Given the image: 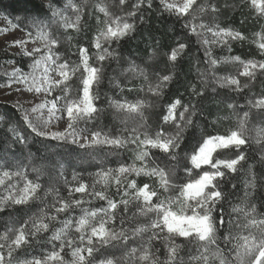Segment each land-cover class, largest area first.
Wrapping results in <instances>:
<instances>
[{
  "label": "snow or ice",
  "instance_id": "snow-or-ice-1",
  "mask_svg": "<svg viewBox=\"0 0 264 264\" xmlns=\"http://www.w3.org/2000/svg\"><path fill=\"white\" fill-rule=\"evenodd\" d=\"M241 5L258 23L264 21V0H63L62 5L48 0V15L12 25L26 33L12 46L28 58V70H6L0 87L22 85L15 90L31 93L33 101L29 108L16 105L23 129L0 116L10 133L8 141L0 142V213L9 216L0 229V264H264V211L250 199L264 188V23L251 39L218 23L225 10ZM153 9L175 17L204 49L207 67L197 69L200 87L189 83L187 101L177 96L161 103L176 82L175 68L187 43L178 42L162 54L169 71L149 63L159 55L155 48L143 66L128 61L124 67L114 47L132 37ZM90 19L96 21L92 52L80 43L82 33L87 39ZM232 42L251 43L260 58L213 55L210 45L231 52ZM112 62L116 67L111 70L119 71L127 84L114 76L109 83L120 93H138L134 100L107 99V108L123 125L115 134L88 127L106 112L98 104L99 85ZM221 64L238 68L220 75ZM135 80L139 86L129 87ZM209 83L216 97L221 96L217 88L227 89L245 102L220 100L229 114L211 123L234 119L235 126L223 134L201 130L197 137ZM257 85L259 92L254 91ZM157 105L161 110L153 129L150 119ZM61 122L63 130H51ZM35 139L108 149V155L130 151L132 162L101 165L88 174L91 183L75 170L69 180L64 162H35L28 148ZM249 161L262 171L258 174ZM241 172L244 196L234 203L236 193L226 186L236 189ZM139 177L146 180L138 184ZM95 200L104 203L88 207Z\"/></svg>",
  "mask_w": 264,
  "mask_h": 264
},
{
  "label": "trees",
  "instance_id": "trees-1",
  "mask_svg": "<svg viewBox=\"0 0 264 264\" xmlns=\"http://www.w3.org/2000/svg\"><path fill=\"white\" fill-rule=\"evenodd\" d=\"M56 3L62 5L63 0H55ZM158 3V0H156ZM239 3V0H236ZM48 0H0V22L8 23L10 26L13 24L21 23L25 18L31 17H44L48 15V9L46 5ZM87 19V17H86ZM206 22L209 18H205ZM218 23L221 27H230L240 32H243L246 36L251 39V34L255 31H259L260 24L264 21L257 22V19L253 18L252 12L245 5H241L232 10H225L223 14L219 17ZM96 27L95 19L88 20V28L86 30L87 39H85V33L81 34L80 43L84 46L89 47L90 52L95 51L90 47V39L94 34ZM17 30L21 31L19 28ZM22 33L26 34L24 31ZM75 36V33H72ZM75 42V41H74ZM178 42H184L188 44V48L181 55L178 60L177 66L175 68L176 82L171 85L170 90L161 103H164L168 99L175 98L177 96L181 97L183 100L187 101L190 97V92L188 91L189 83H196L199 88L198 77L199 73L197 69H204L207 67L203 63L204 49L201 44L197 41L195 36H190L187 30L184 29L180 21H177L175 17H170L167 13H161L153 9L147 16V20L144 24H138V30L130 38H126L121 41L120 44L114 45L117 51L123 56L124 62L123 66L127 67L128 61H135L143 66L145 60L152 54L155 48L159 55H157L149 63H156L162 71H169L170 69H165L164 65L166 62V57L162 54L171 50L172 47L176 46ZM212 53L215 57L221 58L226 56H236L239 55L242 58H252L255 56L257 59L260 57L256 54V48L251 43L232 42L231 52L228 51L226 47L219 45H210ZM72 49V52H75ZM64 52V49H61ZM72 60H76L77 56L72 55ZM92 62V61H90ZM108 63V62H106ZM6 64H14L17 67L27 69L28 58L19 56L12 52L0 51V67ZM238 66V65H237ZM116 67L115 62L111 63V66L106 70L105 78L99 85L100 100L98 104L106 109V112L101 120L95 122V124H89L90 128H100L104 131L115 134L120 128L123 127L119 123L118 119H115L112 115V110L107 108V99L109 97L115 99L127 98L128 100H134L138 95L137 92H127L120 93L119 89L115 88L109 83V77H116L119 81L127 84L124 76L120 74L119 71L113 72L111 69ZM236 67L228 64H221L218 66V71L220 75H225L228 73H235ZM242 80L244 78H241ZM78 83V81H77ZM139 81H132V84H128L129 87L132 85L139 86ZM215 85L209 83L206 95L209 97L204 104L205 116L201 120L200 126L196 129V135L199 136L201 130H206L207 132L216 133H226L228 128L235 126L234 119L221 120L219 124H212L211 122L215 120L218 116H224L229 114V111L223 103L219 101L222 99H227L228 97H233L239 100V103L243 104L244 97H236L235 93L229 92L227 89H219L217 91L221 93L220 97H216L215 93L211 92V88ZM255 92H259L260 88L257 85L254 88ZM247 92V90H246ZM143 95V93H139ZM214 98V99H213ZM160 105H157L153 110V114L150 119V123L153 124V129L155 128L156 113L160 111ZM0 116H5L6 119L11 118L13 126L19 122L21 128L23 129L22 121H20L21 113L17 111L16 104L13 103H3L0 102ZM131 123V122H130ZM205 123L207 127L205 129ZM7 124L0 122V142H6L10 139V133L7 132ZM192 142V134L189 133V145ZM45 145L48 147L46 148ZM31 152L34 154L35 162L40 164H46L49 161H62L65 163L66 174L68 179L71 180L72 172L78 171L82 173V178L89 183H91V178L85 175V169L90 168L91 171H96L101 165L106 167H117L120 163H131L133 154L130 151H122L119 155H108V149H79L75 145H63L60 146L55 141H41L39 139L31 140L28 145ZM17 153L20 152V146L17 145ZM26 151V150H25ZM11 159V157H10ZM249 163H255L254 161H249ZM247 168V165H245ZM255 171L259 174L262 169L258 163H255ZM33 177L35 174H32ZM137 183L141 184L146 180L145 177L136 178ZM246 179L245 173L241 172L237 175V188L232 189L231 185L226 186V191L235 192L236 195L231 197L234 203H239L240 198L244 196ZM114 191V190H113ZM61 192L63 195L67 196L66 189L61 186ZM111 194V193H109ZM79 195V194H77ZM51 199V197H49ZM119 199V197H116ZM253 200L259 211H264V188H257L254 195L250 197ZM103 201L95 200L93 201L94 207H99L103 204ZM37 205H33L35 210ZM228 208V205H225ZM15 215V214H13ZM22 216L23 213H20ZM9 220V216L6 213H0V229L3 228L4 224ZM35 252L39 253V246L36 247ZM119 254V253H117Z\"/></svg>",
  "mask_w": 264,
  "mask_h": 264
},
{
  "label": "rangeland",
  "instance_id": "rangeland-1",
  "mask_svg": "<svg viewBox=\"0 0 264 264\" xmlns=\"http://www.w3.org/2000/svg\"><path fill=\"white\" fill-rule=\"evenodd\" d=\"M26 38H27L26 34L22 33L17 29L12 30V26H10L8 23L0 22V51L6 50L7 52H12L19 56H22L20 54V49L18 47L12 46V44L14 41L22 40ZM208 38L212 39L210 34H208ZM32 46H33L32 44H29L28 48L31 49ZM228 65H232L238 68L237 65H233V64H228ZM13 67H17V66H15L14 64H6L0 67V84H3L7 80V77L5 76V71L7 70L8 72H10ZM24 70L27 71L28 69H24ZM22 87H23L22 85H13V88L0 87V102L13 103L16 105L23 104L25 108L31 107V102L33 101V95L31 93L20 92L15 90L16 88H22ZM65 126L66 124L64 122H61L58 124L57 127H54L51 130L53 131L63 130ZM89 170L90 168H86L84 170L85 175L89 176L88 175L90 173ZM88 207H94V206L93 204H90L88 205ZM75 211L77 214L79 213V209H76Z\"/></svg>",
  "mask_w": 264,
  "mask_h": 264
}]
</instances>
